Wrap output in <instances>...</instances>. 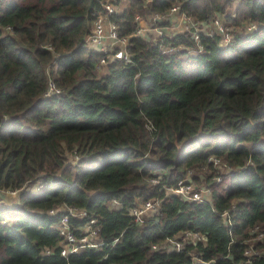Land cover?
<instances>
[{"label":"trees","instance_id":"1","mask_svg":"<svg viewBox=\"0 0 264 264\" xmlns=\"http://www.w3.org/2000/svg\"><path fill=\"white\" fill-rule=\"evenodd\" d=\"M125 1L109 20L131 60L101 63L84 42L100 0H0V190L22 191L0 205V264H264V0ZM173 6L203 28L255 29L226 43L135 34L137 17ZM187 178L209 203L169 193ZM147 200L159 213L134 222ZM68 209L85 213L74 234L94 220L102 246L61 256ZM185 231L203 241L163 247Z\"/></svg>","mask_w":264,"mask_h":264},{"label":"built area","instance_id":"2","mask_svg":"<svg viewBox=\"0 0 264 264\" xmlns=\"http://www.w3.org/2000/svg\"><path fill=\"white\" fill-rule=\"evenodd\" d=\"M100 7L101 11H98L95 14L94 20L92 22L91 29L88 35L85 37L84 42L86 44L87 49L92 52L99 53L103 55V59H101V63H104L107 60L109 61H120L123 63L130 62V56L126 53V46L128 44L127 38H121L118 36L117 27L109 20V17L114 14H120L123 12L126 7L123 4V0H100ZM176 13L178 17H182V20L187 24L188 28H183L184 30H191L192 37L197 40L198 35L200 33H204L200 28V23L195 21L193 18H188L184 15L179 14V7L173 6L164 14H152V21L150 28L156 31L155 34L148 33L147 30L142 29V33L140 31V27L138 25V29L135 32L136 35L141 37H149L152 35L154 38H160L164 35V31L161 28V24H154L157 23L159 19L164 18L166 16H173ZM193 19V20H192ZM218 20V19H216ZM136 22L138 23V18H136ZM193 25H196L193 27ZM215 31H211V34L208 36H212L217 33L216 27L214 23L212 24ZM199 27V30H198ZM221 29V26H219ZM255 27L251 28L250 32H252ZM208 30V29H207ZM206 34V33H204ZM207 35V34H206ZM116 50H119L115 53ZM167 47H163V51H168ZM190 54L194 53V51H189ZM49 90L54 91L55 87L52 83H49ZM209 162L214 166V168L218 170L217 164L220 161L217 158H209ZM227 170L224 172L227 174L230 171L228 166L222 163ZM222 173V172H221ZM229 174V173H228ZM221 176L216 175L214 179L219 181ZM42 184L39 183V186L36 188L37 191L41 190ZM171 195L176 196L179 200L183 201H197L202 203H209L210 198V188L205 186H196L190 182V180L184 179L176 183V185L170 189H168ZM16 192V191H13ZM110 208L120 209L121 203L113 200L110 203ZM160 201L158 200H147L145 202L140 203L137 206H133L128 210V216L134 220L136 223H143L146 218H153L159 212ZM67 214L61 217L59 223L56 225V230L58 231L59 235L62 237L63 246L61 250V256L67 257L70 254L77 253L79 250L86 248V247H100L102 246V242L95 241L97 237L96 229L93 228L94 220H90L88 224H86L82 228V235L77 237L73 230L70 227L69 220L70 217H81L85 215L83 211H76L73 209L66 210ZM56 214L55 210H51L48 212V215L54 216ZM225 216V215H223ZM261 234H259L260 236ZM117 240V239H116ZM114 240V241H116ZM202 242L203 237L202 235L196 232L185 231L180 236L176 238L170 239L163 244L168 250L180 251L185 243H195V242ZM48 253V251H46ZM248 254V251L246 252ZM193 259H196L194 256Z\"/></svg>","mask_w":264,"mask_h":264},{"label":"rangeland","instance_id":"3","mask_svg":"<svg viewBox=\"0 0 264 264\" xmlns=\"http://www.w3.org/2000/svg\"><path fill=\"white\" fill-rule=\"evenodd\" d=\"M123 4L125 5V7L128 6L127 1L123 0ZM232 10H230V14H232L234 12V9L231 8ZM138 18V17H137ZM193 20V19H192ZM153 23L152 21V16L151 14L147 15V18L145 17L144 19L141 20V18H138V25L141 28L140 31L142 33V29L147 30L148 33H152L155 34L156 31L153 30V28L151 29L150 26ZM214 25L216 27V31L217 33L220 34L222 40L224 43L228 42L229 40H231V34L234 32H244V33H248L250 31L251 28L255 27V25H245L243 27H235L232 28L231 26L229 27L227 24H225L224 20L219 18L218 20H215ZM154 24H164L167 26L163 27L161 26L162 30L164 31L165 35H170L172 32L174 31H184L185 28L187 27V24L182 20V17H178L176 15V13L173 16H166L164 18H161L158 20L157 23ZM196 25H193V27H195ZM219 26H221V29L219 28ZM197 27V26H196ZM184 28V29H183ZM204 33L211 34V31H215V29L213 28V26H209V28H200ZM208 29V30H207ZM199 30V27H198ZM200 31V30H199ZM233 35V34H232ZM152 37L154 38V36L152 35ZM147 38V36L145 37ZM217 168L220 172L224 173L227 168L220 162L219 164H217ZM194 175H196V173H192ZM191 174H189L190 176ZM197 176H203L202 173H197ZM225 176V175H224ZM225 178V177H224ZM223 178V179H224ZM222 176L219 179V181H217L218 183L222 182ZM39 186V182H33L32 184L28 185V187L26 188L28 192L37 191V187ZM202 186H205L204 184H202ZM26 191V190H24ZM22 191H16L13 192L11 190H0V205L4 206V207H8V208H14L19 204V193ZM32 193V192H31Z\"/></svg>","mask_w":264,"mask_h":264}]
</instances>
